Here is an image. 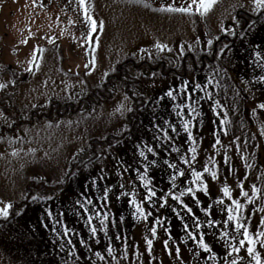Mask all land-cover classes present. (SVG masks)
Here are the masks:
<instances>
[{"label": "rangeland", "instance_id": "374dc122", "mask_svg": "<svg viewBox=\"0 0 264 264\" xmlns=\"http://www.w3.org/2000/svg\"><path fill=\"white\" fill-rule=\"evenodd\" d=\"M148 2L151 7L135 0H86L89 13L97 24L103 21V28L97 27V31L89 37L90 24L78 6V0H0V83L6 84L3 89L9 90L14 79L12 74L18 79L14 92L5 93L0 89V102L8 100V106L0 104V112L3 113L0 116V205L11 203L13 206L29 200L23 207H16L14 214L10 210L8 218L0 217V264H228L237 256L243 257L237 264H249L251 257L245 249L227 255L230 249H226V243L236 242L221 238L220 233H236L231 224L222 226L227 213L221 211L222 206L214 201L223 197L221 188L227 183L233 198L246 204L242 220L251 234L264 231L260 224L264 217V174L258 161L264 158V135H261L264 122L256 109L257 105L264 103V82L254 79L264 75V71L256 67L254 55L257 50L264 55V16L255 21L254 27L247 25L245 36L237 35L233 39L234 35H228L230 39L224 44H229L231 51L226 50L220 58L204 63L189 77L165 76L147 68L131 70V75L137 80L136 87L148 95L127 136L125 125L129 112L113 115L118 104L125 102L126 93L121 84L115 86L111 99L100 100L92 109L55 121L41 119L33 125L21 124L7 132L20 115L28 118L32 110L47 107L51 100L62 103L78 100L89 87L101 85L117 65L131 56L139 62L160 58L176 62L190 54L199 61L204 53L213 48V45L211 48L207 45L208 39H213L214 44V38L224 34L222 29L237 28L239 13L259 15L250 11L253 6L251 0H216L205 16L195 12L158 11L157 0ZM187 3L186 0H175L174 4L180 6ZM233 17L236 19L233 20ZM197 37L199 43H196ZM157 41L167 44L172 51L158 53L154 47ZM181 44L185 49L182 56ZM190 44L192 51H188ZM37 48L43 49L42 53L37 52L40 66L36 69L33 65V70L26 72L33 50ZM140 49H145V52ZM147 53H151V57ZM93 59L94 66L91 64ZM86 64L88 68H85ZM217 66L227 69V75L221 74L223 79L217 77L221 79V88H216L213 83L208 85V91L226 106L231 123L226 126L227 135L219 133L221 144L213 148V133L219 129V118L210 110V102L200 99L203 92L193 93V97L199 100L201 111L192 129L197 138V158L193 166L199 171L205 164L210 168L215 164L219 175V179L213 181L207 173L204 174L209 194L197 192L199 205L187 195L182 197L192 208L193 216L167 196L172 183L169 175L176 169H168L164 164L168 160L185 170L183 177H177V187L172 189L173 192L178 194L191 184L189 166L180 160L182 155L191 157L187 151L190 146L186 142L187 134L181 127L183 119L189 117L187 109L176 108V105L186 101V96L180 93L175 101L167 97L163 100L158 98L170 87L178 89L182 80H188L190 84L205 83ZM153 72L157 76L153 77ZM125 103L131 107L130 98ZM177 111L181 112V116L176 115ZM164 120L174 124L177 130L173 132L163 123ZM154 125L166 128L172 139H167L163 131ZM108 136L119 138L110 150L104 151L101 150L103 147H99V158L70 170L69 162L75 153L88 148L91 140H104ZM236 137L240 138L239 141L235 140ZM237 143L241 146L239 151ZM146 145L153 147L155 153L148 152ZM173 147L179 148V152H173ZM140 150L145 151L148 160L156 161L146 173L157 192L153 202L144 203L145 209L152 213L147 220L131 216L134 209L127 203V197L115 199L121 191L131 192L133 189L137 199H143L146 194L147 189L136 172L139 168L143 173L147 164L145 158L139 156ZM225 153L230 164L224 163ZM241 155L246 159L242 160ZM209 157L214 159L210 162ZM246 163L253 167L246 168ZM125 168L128 171H124ZM101 175L105 178L100 179ZM34 179L46 180L55 186L67 181L63 188L47 195L53 199L33 201L27 197L26 186ZM93 179H96L95 186L92 185ZM240 180L244 181V191L250 195L253 184L259 190L251 203H246L240 196L237 187ZM121 184L124 185L123 190L119 187ZM105 187L110 189V197L107 206L101 207L105 203L102 199ZM34 195L40 194L35 192ZM162 195L167 196L164 207L160 206ZM84 196L93 200V204L88 206L90 211H107L116 219L115 226L109 220L105 233L99 231V218H94L93 224L98 228L95 238L91 237L87 214L75 204ZM229 203L230 200L225 197L224 204ZM205 206H211L210 215L206 216L203 211ZM46 209L52 211L51 218L47 216ZM120 216L125 218L123 223L119 221ZM157 217L161 218V225L157 226V235L149 253L145 238H152L150 229ZM195 217H199L202 225L199 230L195 228ZM208 219L221 223L209 226ZM185 223L189 225V231L205 233V241L216 253L214 260L209 259L211 253L204 252L187 236L183 227ZM65 227L69 229L67 236L63 235ZM165 228L168 232L164 231ZM169 233L171 239L166 250L163 241L169 238ZM117 234L120 239L116 238ZM240 238L237 235V240ZM69 239L71 245L67 244ZM81 239L86 241L87 246L80 243ZM108 245L113 249L111 256L107 252ZM177 247L179 255L175 251ZM256 250L262 258L264 247L260 246L259 240ZM97 251L104 259L95 255Z\"/></svg>", "mask_w": 264, "mask_h": 264}, {"label": "snow or ice", "instance_id": "6c2138e0", "mask_svg": "<svg viewBox=\"0 0 264 264\" xmlns=\"http://www.w3.org/2000/svg\"><path fill=\"white\" fill-rule=\"evenodd\" d=\"M136 3H143L145 7H151L150 3L148 0H135ZM216 0H188V3L186 5H180L176 6L174 3H170L167 5H161L158 11H167V12H179V13H185V14H192L193 12L205 16L215 5ZM251 4L253 5L250 9V11L254 13H261V15H264V0H251ZM78 5L79 7L83 10L84 18L87 22L90 24V30H89V37H91V34L95 31H97V27L100 29L103 28V21L99 22V25L97 24L96 19L89 13V9L87 7L86 0H78ZM236 18L233 17V20ZM71 22V21H70ZM238 23V22H237ZM255 21L252 22L250 25L251 27L255 26ZM226 32H229L230 35H237V33L234 30L231 29H222ZM239 36L243 37L245 36V33L243 31L238 33ZM215 40H219V37H215ZM23 43H26L27 41H22ZM196 43H199V37L196 38ZM207 45L209 48L213 45V39H208L207 40ZM155 49L157 52H163L165 50L167 51H172L171 48L168 47L167 44L160 43L157 41L154 44ZM184 45H180V55L182 56L184 54ZM193 46L190 44L188 45V51H192ZM226 50L228 52L231 51V48L229 44H224L220 47L219 51L215 54L217 58H220L223 54L226 53ZM141 52H145V49H140ZM37 52H43V49H34L32 53V59L29 60V67L25 69L26 72H31L33 70V65L35 66L36 69L39 68V62L37 61ZM149 57H151V53H147ZM255 55V64L256 67L260 68L261 71H264V55H262V52L257 50L254 53ZM91 64L94 66L95 65V59L91 61ZM89 65H85V68H88ZM227 75V69L220 68L217 66L213 72L207 77L205 83H200V82H195L190 84L188 80H182L181 84L179 85L178 89L175 88H169L163 96H160L158 100H163L165 97L169 98L171 101H175L177 99V95L180 93H183L186 96V101L182 104L176 105L177 109H187V114L189 118L183 119V123L181 125L184 133L187 134V140L186 142L189 143V147L187 149L188 153H191L190 159L186 155L180 156V160L185 164L189 166L190 169V174H191V184L189 186L184 187L182 190L179 191L178 194L172 191V189H175L177 187L176 180L177 177H183L185 175V170L182 168H179L176 163H170L168 160L164 161V164L167 166L168 169H176L175 172L171 173L169 175V180L172 181L171 186L167 192V196H171V198L181 204L184 209L187 210V212L191 215H195L193 213V210L191 207H189L188 204L184 202L182 197L184 196H189L190 198L193 199L194 203L199 205L201 202L197 198V192L202 191L205 195L209 194V188L207 181L204 179V174H208L211 177V180L216 181L219 179L218 175V168L215 164L212 165L210 168L208 164H205L202 168V170H197L193 166V162L196 161L197 158V138L193 134V127L195 126V121L197 118L201 115V111L199 110V100L195 99L193 97V93L197 91L203 92V96L200 97V99H205L210 102V110L215 114L216 117L219 118V129L217 131H214L213 135L215 137V143L212 145L213 148H216L217 145L221 144V139L219 133L222 132L224 135H227V125L231 123V121L228 119V112L226 110V106L221 104L219 99L215 98V94L213 92L208 91V85L213 84L216 88H221V79H223V76ZM107 75V73H105ZM153 77L157 76V73L153 72L151 74ZM220 76L221 79H217V77ZM256 81L259 82H264V75H259L254 77ZM14 83V81H13ZM6 87V84L0 83V89H3ZM191 89V90H189ZM134 96H140L142 94L140 93H133ZM129 97L127 94L124 96V101H128ZM125 102H120L116 109L114 110V113H120V115H124L125 112H132L133 109L132 107L129 106V104ZM258 108L264 109V103L257 105ZM219 109V111H218ZM253 112H255V109H253ZM177 116H181V112L177 111L176 113ZM0 116H3V113L0 112ZM165 125L168 126V128H171L173 132H175L176 126L172 123H170L168 120H164L163 122ZM215 123V121H214ZM161 131H163L164 136L171 140L172 137L168 135V131L166 128H162L160 125H154ZM127 129V125H125V130ZM261 135H264V130L261 131ZM158 139V137H157ZM239 137H236L235 140L239 141ZM111 147V145H110ZM147 151L151 153H155V149L151 146H147ZM137 148H139V145H137ZM236 148L239 151L241 146L237 143ZM173 152H179V148L173 147L172 148ZM13 155H15V150L13 151ZM251 155V154H250ZM139 156L144 157L145 160L147 161V164L145 165L144 172L142 173L139 168L136 169L137 176L139 180L143 181V186L144 188L147 189L146 194L144 195L143 199H137L136 196V191L133 189L131 192H124L121 191L119 195L115 196L116 200H119L121 196L127 197V203L133 207V211L131 212V216L134 219L137 220H147L149 216H151V212L147 211L144 207V203L147 201L149 203L153 202V198L157 196V192L154 187H152V181L149 179L146 175L148 167L151 165H155L156 161L155 160H148L145 151L140 150L139 151ZM242 160L246 159L243 155L240 157ZM214 158L209 157V161L211 162ZM224 163L225 164H230V160L228 155L225 153L224 155ZM246 168H252V164H245ZM231 171L232 169L229 168ZM103 171V170H101ZM124 171H128L127 168L124 169ZM105 177L103 175L100 176V179H104ZM62 182V181H61ZM92 185H96V179L92 180ZM120 189H124V185L121 184L119 185ZM237 187L240 189V196L244 197L246 203H251L256 194L258 193V189L256 188L255 184L251 186V195L249 192L244 191V181L240 180ZM103 195L102 199L104 200V205L101 207H106L107 203L109 201L110 197V189L108 187H105L103 190ZM221 192L223 193V197L218 198L214 201V203L219 204L222 206L221 211H224L227 213V218L223 220L222 226L224 225H229L233 227L236 235H230L228 231H223L220 233L221 238H228L230 241L236 242L234 243H226V249H230V251H227V255L231 256L232 253H240L242 249L246 250V253L248 257H251V260L249 261V264H264V260L261 258V253L256 250V245H257V240H259L260 246L264 247V239H260V237H264V231H257L255 235L251 234L248 225L245 223L244 220H242V216L244 214V209L246 204L241 203V201L237 198H233L232 196V190L230 189L229 185L227 183H224ZM82 196L84 194H81ZM167 196L162 195L160 197V200L163 202L161 203V207H164L167 204ZM228 198L230 200V203L225 205L224 204V198ZM33 201L36 200H51L53 199L52 196H41V195H34L31 197ZM75 204L79 205L80 208L83 210V213L87 214V224L90 229L91 237L95 238L97 236L98 228L93 224V219L94 218H99V224L100 228L99 231H104L105 233L107 232V227H108V222L111 220V223L113 226L116 224V219L113 216H110V213L107 211H100V210H95V211H90L89 205L93 204V200L91 197L84 196V199H77L75 201ZM210 207L211 206H205L203 211L205 212L206 216L210 215ZM12 208L11 203H3L2 206H0V217L3 218H8L10 215V209ZM46 214L49 218L52 217L53 213L50 209H46ZM175 211V209H173ZM20 213H17L19 215ZM79 214V213H78ZM177 215H179L177 213ZM183 219V217H180ZM124 217L120 216L119 221L121 223L124 222ZM57 223H59V220H57ZM221 223V221L215 220V219H208L207 224L209 226H214L216 224ZM260 224L264 225V217L261 218ZM161 225V218L157 217L153 226L150 229L151 236L152 238H145V243L147 245V251L151 253L152 251V246H153V239L157 235V226ZM187 236L190 237L196 244L197 246L202 249L206 253H211L209 256V259L214 260L216 257V253L213 251L212 247L210 246L209 243L205 241V233L200 232V231H189V225L185 223L183 225ZM202 225L199 222V217H195V228L197 230L201 229ZM54 232L56 231L55 228L52 229ZM165 232H168V229H164ZM69 232V229L65 227V231L63 233L64 236H67ZM237 235H239L240 238L237 240ZM197 237H199L197 239ZM117 239H120V235L117 234L116 236ZM171 239V234L169 233V238L165 239L163 241L164 248L167 250L169 247V240ZM98 242V241H97ZM81 244L87 246L86 241L81 239L80 241ZM67 244L71 245L72 241L69 239L67 241ZM61 248L64 247V245H60ZM74 246L72 251H74ZM176 254L179 255L180 249L177 247L175 249ZM107 252L111 256L113 249L111 245L107 246ZM71 255V252L68 253ZM95 255L99 257L100 259H104V257L101 255L99 251L95 252ZM125 255H127V247L125 246ZM243 257L237 256V259H233L228 262V264H237L238 260H242Z\"/></svg>", "mask_w": 264, "mask_h": 264}, {"label": "trees", "instance_id": "16d2710c", "mask_svg": "<svg viewBox=\"0 0 264 264\" xmlns=\"http://www.w3.org/2000/svg\"><path fill=\"white\" fill-rule=\"evenodd\" d=\"M264 11V10H262ZM240 22H238L237 28L241 31H245L247 28V25L252 24L253 21H257L259 18L263 17L264 15H249V14H241ZM237 35L234 36L233 39H236ZM230 37L228 35L221 37V39L216 40L213 44V48L210 52L204 53L201 57V60L196 61L195 57L193 55L187 54L184 56L181 60H178L176 62H171V60H166L165 58H160L159 60H154L151 62H139L136 61L134 57H129L115 68L114 72L108 74L104 80V82L97 86V87H89L87 89V92L80 97L78 100L71 101V102H59V101H52L47 105V107L43 109H35L34 113L28 117L27 122L25 123H32L33 121H38L41 119H50V120H58L61 118H64L65 116L69 114H74L77 112H83L85 110L92 109L97 105L100 100L102 99H111L113 97V94L115 92V86L118 84H121L124 89L125 93L129 96L131 100V107L133 109L132 112H129L127 115V129L125 132V135L127 133H130L132 129V125L135 121L136 115L138 111L144 106L146 103L147 98V92H143L141 89H138L136 87L137 80L133 78L131 75V70L137 69L141 70L142 68H147L148 70H157L161 72L163 75H172V76H188L193 71L199 70L200 66L204 63L211 62L216 59V53L217 50L221 47L222 44L229 41ZM1 49H0V59H1ZM16 76V75H15ZM15 84L11 85L9 90L8 88L3 89V92H14L15 87L18 85V79H15ZM140 93L142 95L140 96H134L133 93ZM7 99V98H6ZM1 101V100H0ZM3 103V105L6 106L8 103V100H4L0 102V104ZM257 114H259V117H261V121L264 122V109L256 108ZM23 124V123H18ZM10 131H13V129H10ZM127 136V135H126ZM124 137V136H123ZM119 138H116L115 136H108L107 139L104 140H96L93 139L89 142V147L85 150H82L78 153H76L69 162L70 170H73L75 168H80L83 165H86L90 163L91 161L99 158L100 156V148H108L110 150L111 147L114 146V142L118 140ZM111 145V147H110ZM259 161V164L261 165V168L263 170L264 174V158H261ZM67 181V180H66ZM66 181H64V184L61 185H51L46 180L42 179H34L31 182H29L26 186L27 190V197L28 199L33 196L35 192H38L42 196L50 195L53 191L59 190L60 188H63ZM29 200H25L18 205H13L11 210V214L15 213V210L19 207H23L26 205V203ZM17 207V208H16ZM262 228H264V225H262ZM262 230V229H261ZM262 256V255H261ZM264 256L262 257V259Z\"/></svg>", "mask_w": 264, "mask_h": 264}, {"label": "flooded vegetation", "instance_id": "af4514ba", "mask_svg": "<svg viewBox=\"0 0 264 264\" xmlns=\"http://www.w3.org/2000/svg\"><path fill=\"white\" fill-rule=\"evenodd\" d=\"M170 1H171V3H175V0H170ZM170 1L169 0H159V1L157 0L158 6L170 4L169 3ZM186 2H188V0H186ZM43 47H48V45H44ZM12 76L14 77L13 81L15 82L16 77L13 74H12ZM25 79H26V77H25ZM14 84L15 83H13V82L11 83V85H14ZM6 106H8V104H6ZM31 113L33 114L34 113V110H32ZM31 113H30V115H31ZM30 115H29V117H30ZM17 122L18 123H25V122H27V118L24 115H20L18 117V121H14L12 123V127H16V125L18 124ZM7 130L9 131L10 129H7Z\"/></svg>", "mask_w": 264, "mask_h": 264}]
</instances>
